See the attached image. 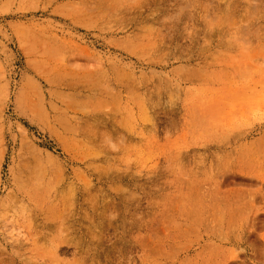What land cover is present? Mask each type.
<instances>
[{
  "label": "rangeland",
  "instance_id": "1",
  "mask_svg": "<svg viewBox=\"0 0 264 264\" xmlns=\"http://www.w3.org/2000/svg\"><path fill=\"white\" fill-rule=\"evenodd\" d=\"M0 264H264V0H0Z\"/></svg>",
  "mask_w": 264,
  "mask_h": 264
}]
</instances>
